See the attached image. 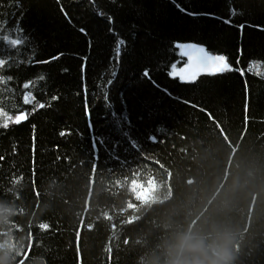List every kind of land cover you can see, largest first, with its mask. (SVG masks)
<instances>
[{"label":"trees","instance_id":"16d2710c","mask_svg":"<svg viewBox=\"0 0 264 264\" xmlns=\"http://www.w3.org/2000/svg\"><path fill=\"white\" fill-rule=\"evenodd\" d=\"M0 2V264H264V0ZM177 42L232 71L181 83Z\"/></svg>","mask_w":264,"mask_h":264},{"label":"snow or ice","instance_id":"6c2138e0","mask_svg":"<svg viewBox=\"0 0 264 264\" xmlns=\"http://www.w3.org/2000/svg\"><path fill=\"white\" fill-rule=\"evenodd\" d=\"M8 7H20L19 0H8ZM5 7L3 2H0V8ZM179 8V5H177ZM181 12H184L185 10L183 8L179 9ZM187 15H196V13H186ZM22 16V13L20 14ZM65 15H67L65 13ZM229 21H225V23H228ZM109 23H111V19L109 20ZM5 30L8 31V35H4ZM264 30V29H262ZM84 29L81 28L80 32L84 33ZM109 31L111 32L112 29L109 28ZM24 32V29L20 26L19 20L14 19L12 22L8 21H0V69H4L5 71H0V76L8 74L10 72V69H8V65H10L13 61L12 59L5 60L2 57L6 54L9 57H14L16 55L17 49L21 47V45H25L27 41V37L22 35ZM125 44V41L122 39L117 40L116 45V56L117 58L120 55L121 47ZM7 46L6 48L4 46ZM174 48L178 50V55L180 56L181 60L185 61L184 66L180 67L178 71H176L177 65L175 63H172L170 65L172 72H169V76L173 77V72H175V77H178L179 81L181 83H189L192 82L198 75L205 74L210 76H216V75H222L226 71H232V69L229 67L228 62L226 61V57L224 55H212L209 54L205 50V47L198 46L195 43H175ZM25 53L27 55H30L32 57L35 56L34 51H30L29 47H25L24 49ZM60 55L62 53H57V55L50 56L47 60H39L34 61L36 63H51L53 60H58L60 58ZM186 58V59H185ZM85 63L80 65V70L83 75H86V61L87 57H83ZM143 76L148 77L149 76V70L145 68L142 73ZM111 76L114 78L116 76V72L112 71ZM41 80L45 79L43 76L40 77ZM9 84H11V80L8 81ZM108 84H112V80L108 81ZM30 85L28 83H25L23 85L24 89H28ZM107 91V89H105ZM166 91V90H165ZM52 100L58 99L57 96L53 95L51 97ZM31 100V103L35 104V97L32 96L30 98L29 95H25L23 102L25 104H29ZM185 103H188L185 101ZM40 107H43V104L39 105ZM84 116L86 119L90 117V112L88 109L87 104L84 105ZM27 118V115L24 112L17 111L14 119L12 117H9L10 120L14 123L22 122L24 119ZM123 119H126V117H123ZM120 118H117V124L119 125ZM2 127H7V123L0 125ZM89 127H91L89 125ZM157 132H163L164 130L162 128H157ZM60 135H64L63 132L60 133ZM124 135H127L125 132ZM148 140L152 143H156V139L153 135H148ZM162 142V141H160ZM132 147H137L136 143H132Z\"/></svg>","mask_w":264,"mask_h":264},{"label":"clouds","instance_id":"9594fccd","mask_svg":"<svg viewBox=\"0 0 264 264\" xmlns=\"http://www.w3.org/2000/svg\"><path fill=\"white\" fill-rule=\"evenodd\" d=\"M227 241H225L214 253V257L213 259H207L205 258L204 260L201 261H189V260H184V261H174L173 264H230V253L228 251V247H227ZM178 249L183 247V248H187L188 245L183 244V242H181L180 245L177 246ZM193 249L197 252L200 253L201 252V248L200 246L197 245H192Z\"/></svg>","mask_w":264,"mask_h":264},{"label":"water","instance_id":"95a60500","mask_svg":"<svg viewBox=\"0 0 264 264\" xmlns=\"http://www.w3.org/2000/svg\"><path fill=\"white\" fill-rule=\"evenodd\" d=\"M200 75H205V74H200ZM200 75H198V76H200ZM198 76H197V77H198Z\"/></svg>","mask_w":264,"mask_h":264}]
</instances>
